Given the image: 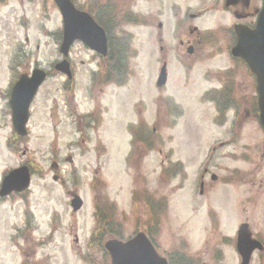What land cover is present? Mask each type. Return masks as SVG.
I'll return each mask as SVG.
<instances>
[{
  "label": "rangeland",
  "instance_id": "obj_1",
  "mask_svg": "<svg viewBox=\"0 0 264 264\" xmlns=\"http://www.w3.org/2000/svg\"><path fill=\"white\" fill-rule=\"evenodd\" d=\"M76 2L85 4V0ZM210 3L211 0L189 2L206 10L210 9ZM131 5L133 9L140 6L145 12L151 10L149 0ZM214 6L218 8L219 4ZM214 12H207L201 30L210 28L219 32V24L224 23ZM224 22L229 24V20ZM61 28V15L53 0H0V180L3 174L22 164L29 165L32 171L28 191L0 199V264H21L17 247H23L24 240L11 236L34 231V240L41 241L53 228L56 230L53 241L38 247L37 255L55 253L57 264H86L81 256L102 264V257H94L99 252L91 241L96 226V202L100 213L104 207H114L110 222L115 219L120 224L123 238L152 224L146 222L148 208L144 205L152 201L162 203L157 233L164 246L165 243L175 246L192 227L199 229L200 234L204 230L209 232L213 224L209 215L219 219V226L215 225L222 240L223 236H232L236 221L231 209L240 212L246 206L250 212L259 207L245 200L249 193L243 191L236 199L225 198L223 194L225 191L228 194L230 187L221 181L216 183V188L212 187L213 192L198 194L199 184L193 175H187L186 179L183 175L171 178L166 169L171 166L170 161L180 162L189 153L188 144L180 137L185 119L194 130L192 135L201 137L195 149L194 166H207L215 173L217 167L236 166L245 172L249 154L264 150V132L256 117L249 115L243 119V127L236 133L229 126L234 112L227 113L228 124H220L214 118L216 112L211 100L203 99L204 93L220 85V69L229 66V63L224 65L226 49L222 48L214 58L206 50L203 56L206 61L192 67L171 62L176 70H169L167 85L158 89L155 85L160 65L158 44H153L149 35L143 33L145 30L133 29L135 54L129 59L127 83L121 88L104 86L97 96L96 91L90 92L97 60L94 53L77 43L70 53L75 77L72 84H66L67 90H74L72 100L71 93H64L66 77L51 71L53 64L62 58L56 39ZM35 67L51 74L32 103L29 136L15 140L17 146L13 151L7 145L13 135L8 94L14 81ZM250 94L256 96V91L235 90L233 96L246 107ZM172 104H177L181 111L171 115ZM56 105L65 114L71 112L70 119L61 118L57 125L51 117L58 114L53 112ZM173 122L177 124L174 129ZM136 124L139 133L131 131ZM145 136L152 150L144 154L139 152L145 150L139 139H146ZM224 141L225 146L220 144ZM212 146H216V151H212ZM164 156L170 157V161L161 166ZM54 163L57 168L52 167ZM55 174L60 178L57 182L53 180ZM217 176L224 177L218 173ZM205 183L214 185L209 175ZM135 188L144 190L143 196L136 195L137 202L132 197ZM68 193H77L83 199L82 209L75 214L69 206ZM70 230L77 235V244ZM186 238L192 241L191 237ZM199 246L201 242L196 240L188 245L197 256L202 255ZM217 247L223 252L222 262L232 264L229 245L223 241ZM11 251L15 253L12 256ZM212 258L216 264L215 255Z\"/></svg>",
  "mask_w": 264,
  "mask_h": 264
},
{
  "label": "flooded vegetation",
  "instance_id": "obj_2",
  "mask_svg": "<svg viewBox=\"0 0 264 264\" xmlns=\"http://www.w3.org/2000/svg\"><path fill=\"white\" fill-rule=\"evenodd\" d=\"M140 2V0H86V8H88L90 14L101 27L106 37V45L108 46V53L106 57L100 55H93L96 59L97 68L96 71L104 75L101 77L96 72L91 74V90L96 91V95L99 96L103 92L104 86L114 85L120 88L118 84L119 80L123 76V71H120V66L123 65L124 56L119 57L118 48L124 47L127 42L134 44L136 35L133 29L145 30L143 33L149 35L150 40L154 45L158 44L160 56L158 61L160 68L165 65L167 74L169 70H176V65L171 62H175L180 67H192L194 64L204 62V55L206 50L209 53V57L214 58L216 55L222 52V48L227 49L228 53L230 48L235 44V32L233 26L240 24L248 29H252L255 25L259 9L261 8L263 0H211L210 9L206 10V7H196L189 4L190 0H149V6L151 10L149 12L143 11L140 6L137 9L132 8V3ZM148 1V0H147ZM117 4V7L115 5ZM215 4H219L218 8H215ZM201 3L199 4V6ZM216 11L213 14L218 13L219 21L224 23L219 24V32L215 33L212 30L200 29L201 25H204V20L208 11ZM221 17L223 19H221ZM229 20L228 22H224ZM135 26V27H134ZM134 27V28H133ZM215 34L217 37H215ZM222 34V36H220ZM219 36V37H218ZM166 47V48H165ZM199 58V59H198ZM231 56L225 57L224 65L229 63V66L220 69L222 77L220 79V85L213 87L214 93L211 95V102L215 108V120L220 124H228V112L233 111L234 115L230 121V125L234 132H238L242 127L243 119L248 118L249 115L258 117V107L254 99V95L250 94L246 101V107H243V102L237 100L233 94L235 90H254V77L248 71L246 65L239 59L231 58ZM121 59V60H120ZM224 59V58H223ZM103 60V64L100 66V62ZM69 62L72 69V62L69 58ZM109 62L117 63L116 67H113V72L109 74ZM118 69L117 71H115ZM210 69H213L210 67ZM211 72V70H210ZM110 76L113 78V82H109ZM108 79V80H107ZM106 83V84H105ZM99 90V91H97ZM73 92V90H72ZM70 90H64L66 95L71 93L73 100L74 93ZM70 103L72 106L73 103ZM66 105V104H65ZM32 106V104H31ZM31 106L29 111L31 113ZM68 105H66L67 107ZM74 107V106H73ZM70 109L71 107H67ZM244 108V113L242 112ZM177 109L172 107L169 112L174 115ZM54 113L51 114L52 120L55 125L60 123L61 118H71V112L67 114L63 110L58 108L56 105L53 109ZM27 123V134L25 138L29 136L28 124ZM92 115V114H91ZM227 118V120H226ZM173 120V119H172ZM258 121V120H257ZM177 126L174 122L171 124L172 129ZM183 128V134L180 136L185 143L187 151L183 160L180 162H171L170 157L164 156L160 161L161 166L166 165V162L170 161L171 166L167 167L168 173L183 175L186 179L187 175H193L194 180L202 185V195L212 191V187L217 186L216 183L223 181V185H227L230 188L229 193L226 191L223 194L225 198H234L239 196L243 191L249 193L245 198L248 199L249 203L259 205L255 211L249 212L246 206H243L240 212L231 209V213L235 216L236 227L234 234L230 240V255L232 264H264V150L254 151L250 153L247 158V165L245 172H240L239 168L234 167H217L216 171L219 175L223 174L224 177H218L217 173L209 171L207 166L204 168L194 166L197 157L195 152L197 149V142H200V136L192 135L194 130L190 125L189 120L185 119L181 126ZM264 132V128H262ZM16 137L14 134L11 138H8L7 145L13 151L15 150L13 139ZM170 140L172 136L169 137ZM141 142H145L144 139H139ZM197 143L196 145H193ZM226 142H221L224 144ZM152 148V147H151ZM212 151H216V146H212ZM26 152V151H25ZM25 152L23 154L25 155ZM146 151H144L145 154ZM191 152V153H190ZM31 174V168L27 165ZM57 163L52 165L53 168H57ZM5 174H3L4 176ZM209 175V179L214 185H208L205 180ZM233 177V178H232ZM54 181L57 182L60 178L59 175H53ZM227 180L230 182L225 184ZM239 181V182H238ZM0 183V187H1ZM207 185L206 189L205 186ZM28 191V190H27ZM213 192V191H212ZM211 192V193H212ZM18 194L10 193L6 196H0V199L8 196ZM69 197H73L75 193H68ZM98 196L96 195V200ZM224 200V199H222ZM244 200V202H245ZM261 209V214L259 212ZM75 214V213H74ZM212 220V226H210L209 232L204 233L205 230L200 234V230L192 227L186 237H191L192 241L186 237H182L178 243L173 244L165 243V246L158 236L157 232L149 234L146 232L145 235L148 238L150 244L153 246V250L160 257L164 258L165 264H215L213 256L217 258L216 264H225L222 262L223 252L219 246L221 237L218 235V229L215 224L219 226V219L212 215H209ZM239 219V220H238ZM215 222V223H214ZM197 225V224H196ZM198 227V226H197ZM53 228V227H52ZM56 230L53 228L47 234L42 237L41 241L34 240L32 234L34 231H26L21 235H13V238H21L24 240L23 247H17V251L21 256V264H57L56 254L48 253L44 255H37L36 249L40 246H45L53 241ZM75 238L74 242L77 244V235L69 231ZM110 231L107 232V239L104 241V246L101 251H98V255L94 254V257H102V264H112V257L109 249L106 247L107 241L111 240ZM240 233V235H239ZM216 234L218 238H215ZM110 238V239H109ZM33 239V240H32ZM197 241L200 244L199 249L202 251V255L197 256L195 251L191 252L188 245L192 242ZM227 241V240H226ZM13 244V241H11ZM212 244V247H210ZM30 246H33L31 249ZM191 248V246H190ZM13 250V249H12ZM14 251V250H13ZM11 251L10 255L15 253ZM77 252V251H76ZM84 253V252H83ZM85 254V253H84ZM208 255V257H207ZM11 258V257H10ZM82 260L86 261V264H96L91 262V259L81 256ZM196 261V263H194Z\"/></svg>",
  "mask_w": 264,
  "mask_h": 264
},
{
  "label": "water",
  "instance_id": "obj_3",
  "mask_svg": "<svg viewBox=\"0 0 264 264\" xmlns=\"http://www.w3.org/2000/svg\"><path fill=\"white\" fill-rule=\"evenodd\" d=\"M54 2L63 19L62 42L59 48L62 55L64 57L68 55L70 46L75 40H80L90 49L105 55L107 47L103 30L92 17L86 12L77 10L70 0H54ZM236 34L237 41L231 49V53L234 57L243 59L255 75L259 120L264 127V0L254 29L237 26ZM55 70L71 77L67 60L56 64ZM44 80V71L34 69L31 76L22 74L12 87L9 105L14 129L20 135L26 133L28 107ZM165 80L166 74L163 67L158 78V86H162ZM29 182V171L26 167L14 169L4 177L0 196H6L12 191H23L28 187ZM71 205L74 210H78L82 201L76 196L71 201ZM106 247L111 253L112 264H165V261L157 256L143 234H138L126 243L110 241Z\"/></svg>",
  "mask_w": 264,
  "mask_h": 264
},
{
  "label": "trees",
  "instance_id": "obj_4",
  "mask_svg": "<svg viewBox=\"0 0 264 264\" xmlns=\"http://www.w3.org/2000/svg\"><path fill=\"white\" fill-rule=\"evenodd\" d=\"M58 37L61 38V33L58 32ZM112 72V70L109 71V73ZM125 75H128V70H127V67L125 68ZM109 81H112L111 79Z\"/></svg>",
  "mask_w": 264,
  "mask_h": 264
}]
</instances>
